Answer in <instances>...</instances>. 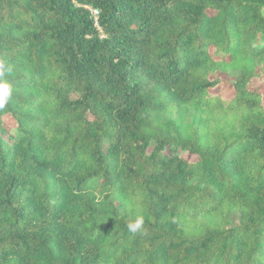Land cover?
Here are the masks:
<instances>
[{
  "label": "trees",
  "instance_id": "trees-1",
  "mask_svg": "<svg viewBox=\"0 0 264 264\" xmlns=\"http://www.w3.org/2000/svg\"><path fill=\"white\" fill-rule=\"evenodd\" d=\"M0 60V264H264V0H0Z\"/></svg>",
  "mask_w": 264,
  "mask_h": 264
},
{
  "label": "clouds",
  "instance_id": "clouds-1",
  "mask_svg": "<svg viewBox=\"0 0 264 264\" xmlns=\"http://www.w3.org/2000/svg\"><path fill=\"white\" fill-rule=\"evenodd\" d=\"M11 71V68L7 66L6 61L0 60V78L4 77ZM12 95V85L4 79H0V109L5 108ZM145 224L143 216H137L134 221L128 223V231L136 234L142 232Z\"/></svg>",
  "mask_w": 264,
  "mask_h": 264
},
{
  "label": "rangeland",
  "instance_id": "rangeland-1",
  "mask_svg": "<svg viewBox=\"0 0 264 264\" xmlns=\"http://www.w3.org/2000/svg\"><path fill=\"white\" fill-rule=\"evenodd\" d=\"M217 75L219 78H221L222 80H224L226 82V86H225V90L227 93H230V87L228 86L230 81H232L235 73L234 72H226V71H217ZM262 94H263V100H264V88L262 90ZM231 219H233L234 221L238 220V214L234 213L230 216Z\"/></svg>",
  "mask_w": 264,
  "mask_h": 264
},
{
  "label": "built area",
  "instance_id": "built-area-1",
  "mask_svg": "<svg viewBox=\"0 0 264 264\" xmlns=\"http://www.w3.org/2000/svg\"><path fill=\"white\" fill-rule=\"evenodd\" d=\"M89 10H90L92 16L94 17V19H96L97 9H95V8H89Z\"/></svg>",
  "mask_w": 264,
  "mask_h": 264
}]
</instances>
